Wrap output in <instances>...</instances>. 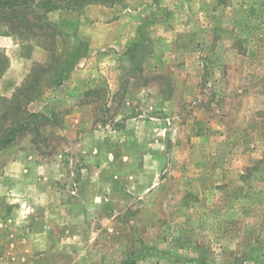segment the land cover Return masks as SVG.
I'll return each mask as SVG.
<instances>
[{
	"label": "rangeland",
	"instance_id": "374dc122",
	"mask_svg": "<svg viewBox=\"0 0 264 264\" xmlns=\"http://www.w3.org/2000/svg\"><path fill=\"white\" fill-rule=\"evenodd\" d=\"M44 21L0 17V133L56 121L0 150V264H264V0Z\"/></svg>",
	"mask_w": 264,
	"mask_h": 264
},
{
	"label": "trees",
	"instance_id": "16d2710c",
	"mask_svg": "<svg viewBox=\"0 0 264 264\" xmlns=\"http://www.w3.org/2000/svg\"><path fill=\"white\" fill-rule=\"evenodd\" d=\"M117 0H0V17L6 22L17 24V28H24L25 31L47 30L50 37L55 36V27L44 21V17L56 10H80L89 5L113 4ZM34 89H23L17 93L18 98L29 101ZM96 90L87 91V96L96 94ZM15 106V113H12L13 121L10 125L2 129L0 133V150L15 142L19 135L25 132L39 136L40 127L46 125L51 120L56 123L52 115L50 117L18 110ZM19 109V108H18Z\"/></svg>",
	"mask_w": 264,
	"mask_h": 264
}]
</instances>
